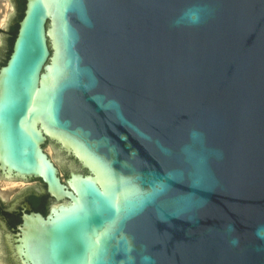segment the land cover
<instances>
[{
    "label": "water",
    "instance_id": "water-1",
    "mask_svg": "<svg viewBox=\"0 0 264 264\" xmlns=\"http://www.w3.org/2000/svg\"><path fill=\"white\" fill-rule=\"evenodd\" d=\"M11 1L5 264H264V0Z\"/></svg>",
    "mask_w": 264,
    "mask_h": 264
},
{
    "label": "flooded vegetation",
    "instance_id": "flooded-vegetation-1",
    "mask_svg": "<svg viewBox=\"0 0 264 264\" xmlns=\"http://www.w3.org/2000/svg\"><path fill=\"white\" fill-rule=\"evenodd\" d=\"M22 2L23 0H18L19 9L22 7ZM15 30H16V27L13 26L11 29L10 38H12V36L15 34ZM15 179L23 180V179H18V178H15ZM0 180L5 181L7 179L2 177L0 173ZM2 191H7V189H2ZM4 197L6 198V196H4L3 194L0 195V245H1L2 251L4 250V253H6L8 251V236L16 232L18 224H20L22 221L21 218H22L23 213L25 211L32 209L35 211H41L43 214H45L44 209H39V207H37L33 203L32 201L33 198H41L42 200H45L48 203L51 202V198L46 192H40V194L32 195V198L28 197L27 199L22 200V202L20 201V203L7 204L6 201L4 200ZM3 259L4 260L13 259L12 254L11 253L7 254V256L4 257Z\"/></svg>",
    "mask_w": 264,
    "mask_h": 264
},
{
    "label": "rangeland",
    "instance_id": "rangeland-1",
    "mask_svg": "<svg viewBox=\"0 0 264 264\" xmlns=\"http://www.w3.org/2000/svg\"><path fill=\"white\" fill-rule=\"evenodd\" d=\"M6 1H8L11 5H12V1L11 0H0V19H2V17L5 15V8L3 7V5H5ZM4 8V9H3ZM13 13V7H12V11L11 13L9 14H12ZM1 26H5L6 27V23L5 25H2L0 24ZM1 35H2V31L0 30V43H1ZM56 148L51 142H48L46 144V151L50 154V156L53 158V160L56 162V163H60V154H55V152H57ZM2 180H0L1 182ZM25 181V185L26 184H36L38 183V180H24ZM1 185V183H0ZM8 187H5V186H0V191L2 189H6ZM21 188H16V189H8L7 191H2L3 193H0V195H4L6 196V198L4 197V199H7V198H10V197H14L18 191L20 190ZM54 202H50L48 203V209H50V207L53 205ZM0 264H5V262L2 260V255H1V245H0Z\"/></svg>",
    "mask_w": 264,
    "mask_h": 264
},
{
    "label": "bare ground",
    "instance_id": "bare-ground-1",
    "mask_svg": "<svg viewBox=\"0 0 264 264\" xmlns=\"http://www.w3.org/2000/svg\"><path fill=\"white\" fill-rule=\"evenodd\" d=\"M3 7L5 8V12H4L5 15L2 17V19H0V24L5 25V23H6V15H9V13H11L12 5L8 1H6L5 5H3ZM0 183H1V185H0L1 187L2 186L8 187V188H6L7 190L8 189H13L14 190L16 188H21L23 185H25V181L24 180H17L15 178H10V179H7L5 181H1ZM0 193H3L2 190L0 191Z\"/></svg>",
    "mask_w": 264,
    "mask_h": 264
},
{
    "label": "trees",
    "instance_id": "trees-1",
    "mask_svg": "<svg viewBox=\"0 0 264 264\" xmlns=\"http://www.w3.org/2000/svg\"><path fill=\"white\" fill-rule=\"evenodd\" d=\"M24 2H26V0H25ZM23 14H24V12H23ZM22 17H23V16H22ZM18 25H19V23H18ZM18 25H17V28H18ZM16 33H17V32H16ZM15 37H16V34H15ZM15 37H13V41H14ZM9 56H10V55H9ZM8 58H9V57H8ZM7 60H8V59H7ZM7 60H6V62H7ZM6 62H4V64H3V65H5V64H6ZM44 213H45V214H47V213H46V211H44Z\"/></svg>",
    "mask_w": 264,
    "mask_h": 264
},
{
    "label": "clouds",
    "instance_id": "clouds-1",
    "mask_svg": "<svg viewBox=\"0 0 264 264\" xmlns=\"http://www.w3.org/2000/svg\"><path fill=\"white\" fill-rule=\"evenodd\" d=\"M144 259H145L146 262H148L150 260L149 257H145Z\"/></svg>",
    "mask_w": 264,
    "mask_h": 264
}]
</instances>
